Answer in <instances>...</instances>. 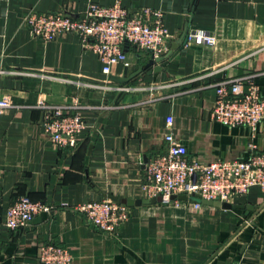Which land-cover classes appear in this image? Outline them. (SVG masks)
Masks as SVG:
<instances>
[{"label":"crops","instance_id":"0c3cea01","mask_svg":"<svg viewBox=\"0 0 264 264\" xmlns=\"http://www.w3.org/2000/svg\"><path fill=\"white\" fill-rule=\"evenodd\" d=\"M116 2L160 9L169 37L158 56L127 48L128 66L117 63L108 75L77 34L44 40L22 22L30 11L78 14ZM194 31L215 43L183 45ZM249 73L264 99V0H0V95L19 105L0 113V264H44L39 251L48 242L65 247L70 264H264V191L256 186L231 208L191 199L128 206L113 233L75 208L107 196L145 198L142 160L167 150L168 132L202 162L246 160L251 145L264 151V118L251 129L211 117L213 84ZM123 84L133 89L118 91ZM38 99L80 113L85 128L74 151L45 133ZM20 195L51 209L10 229L6 209Z\"/></svg>","mask_w":264,"mask_h":264},{"label":"built area","instance_id":"2783aa9c","mask_svg":"<svg viewBox=\"0 0 264 264\" xmlns=\"http://www.w3.org/2000/svg\"><path fill=\"white\" fill-rule=\"evenodd\" d=\"M34 37L51 40L59 33L77 34L81 45L93 51L102 64V72L110 74L117 63L128 66L127 48L150 50L158 56L166 50L169 37L160 9L141 6L127 9L119 2L111 5L90 3L82 13L60 11H30L22 20ZM183 45L191 42L214 44L215 37L201 31L184 35ZM215 101L211 110L212 119L230 126L248 125L254 129L264 118V99L260 87L249 73L215 82ZM118 91H129L132 86H116ZM9 97L0 95V113L7 108L18 107ZM36 106L42 111L45 133L59 148L74 151L78 134L85 128L79 112L67 113L69 105H56L38 99ZM172 117H166L167 125ZM167 150L153 154L143 163L141 183L147 198L162 195L168 200L172 194L198 195L207 200L229 202L235 196L245 194L256 186L264 191V151H256L251 145L246 160H214L202 162L187 156L185 145L171 132L164 135ZM173 202L178 203V200ZM195 207L199 202H193ZM76 210L97 228L113 233L131 215L126 204L108 199L88 201L76 205ZM51 206L20 195L10 204L5 213L4 225L10 229L24 228L32 217ZM72 255L63 246L54 243L42 244L39 261L44 264H70Z\"/></svg>","mask_w":264,"mask_h":264},{"label":"water","instance_id":"95a60500","mask_svg":"<svg viewBox=\"0 0 264 264\" xmlns=\"http://www.w3.org/2000/svg\"><path fill=\"white\" fill-rule=\"evenodd\" d=\"M150 51V50H147ZM152 53V51H150ZM152 57H153V53H152ZM167 57L166 56H159L154 58V61L156 62H160L163 61L164 58ZM165 61L161 63V65H164ZM141 71V67L134 72L133 74L127 76V77H123L121 79H118L120 81H128L131 78H133L135 75H137L139 72ZM149 73L151 72L148 71ZM142 161H146V158L144 157V159ZM107 199L110 200L111 202L114 203H123L126 204L127 206H139V205H150V204H154V203H161V202H166L167 199L163 198L162 195H157L151 198H140V199H125V198H116V197H112V196H107ZM188 196L184 193H180V194H172L169 196L168 200L170 201H174V200H179V201H188ZM191 200L195 201V202H199V203H203V204H208V205H214V206H218V207H224V208H231L233 205H231L229 202H221L219 200H207V199H203L200 198L198 195H192L190 197Z\"/></svg>","mask_w":264,"mask_h":264}]
</instances>
